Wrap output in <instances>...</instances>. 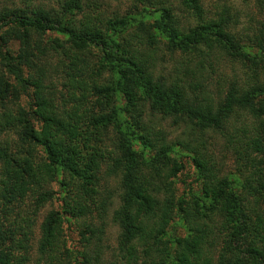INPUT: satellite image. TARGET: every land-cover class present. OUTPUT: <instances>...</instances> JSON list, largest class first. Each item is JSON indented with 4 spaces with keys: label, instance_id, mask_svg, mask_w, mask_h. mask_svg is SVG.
<instances>
[{
    "label": "trees",
    "instance_id": "trees-1",
    "mask_svg": "<svg viewBox=\"0 0 264 264\" xmlns=\"http://www.w3.org/2000/svg\"><path fill=\"white\" fill-rule=\"evenodd\" d=\"M164 1L155 0L152 9L133 5L134 13L104 24L97 0H57L56 10L0 9V64L13 81L1 80L0 100L20 95L31 100L27 110L2 116L15 131L18 147L12 152L0 143V264L29 263L31 216L53 198L47 190L52 182L58 186L59 210L49 211L40 223L36 254L43 264H100L101 248L97 241L91 247L90 237L98 238L102 224L95 228L88 223L78 231L80 252L64 247L61 224L90 220L93 211L104 215L105 199L112 194L97 204L94 196L100 194L99 181L108 177L117 183L110 221L119 234L112 264H264V178L259 157L264 85L251 71L250 84H229L216 106L198 99L196 92V78L202 73L199 60L204 57L224 54L250 62L254 70L258 55L250 56L230 34L227 10L207 19L199 0H178L181 11L193 18L192 25L181 28ZM254 2L264 8V0ZM46 33L55 35L48 40L49 50L61 49L66 55L69 63L63 67L67 66L69 87L78 92V97L69 94L77 103L68 110L62 106L65 101L58 107L44 85L53 72L40 61L48 47L31 43L33 36ZM158 38L170 52L189 56L192 68L181 62L184 80L178 73L171 81L153 75V58L142 54L140 45ZM13 42L18 44L15 53L9 49ZM256 47L264 57V35ZM91 49L100 56L97 71L105 68L111 75L104 86L87 79ZM191 59H196V67ZM91 92L103 99L118 97L122 105L103 113L107 104L95 100L98 112L83 108ZM145 106L181 122L190 135L211 131L228 141L231 119L249 116L250 121L244 118L240 127L232 128L238 140L233 151L235 176L219 177L214 164L196 149L189 161L198 189L187 198L175 197L168 178L182 170L181 154L146 128L141 118ZM167 226L170 231L165 232ZM176 227L182 229L181 236L175 234Z\"/></svg>",
    "mask_w": 264,
    "mask_h": 264
},
{
    "label": "rangeland",
    "instance_id": "rangeland-1",
    "mask_svg": "<svg viewBox=\"0 0 264 264\" xmlns=\"http://www.w3.org/2000/svg\"><path fill=\"white\" fill-rule=\"evenodd\" d=\"M164 1V0H160ZM57 0H0V9L3 8H28L36 9L42 8L43 10H56L58 5ZM99 19L102 24L107 22L113 17H124L125 15L132 14L135 12L133 5L139 10L142 5L152 9L154 7L155 0H151L148 3H137L134 0H97ZM199 3L203 10V15L205 18H215L221 10H227V14L230 17L229 21V32L234 39L238 42L240 46L245 47V51H248L250 56H257L256 64L253 65L244 60H236V58L228 57L224 54L216 53L209 57H204L199 60L202 65L201 74L196 78L199 83L197 84L196 92L198 93V99L205 98L208 103L213 106L222 100L229 84H235L236 87H240L245 84H250L251 76L254 73L256 75V80L258 83L264 85V57L258 52L256 47L257 40L264 35V8H258L255 5L254 0H199ZM164 4L171 8L174 12L176 18L178 19L179 26L185 28L193 24V18L187 16L178 3V0H165ZM157 6V5H156ZM226 8V9H225ZM80 18V14L76 16ZM133 32V30H129ZM55 38V35L46 33L42 35L33 36V42L38 43L41 46L48 47V40ZM61 43L62 38L59 37ZM143 44L140 45L142 54H151L153 58V75L160 80L171 81L173 76L178 73L182 80L183 76L180 74L183 69L181 62H184V67L192 68V63L189 64V56L185 59L178 52H170L165 45L163 39H156V42L152 44L147 41L142 40ZM61 45H64L63 42ZM9 49L12 53H15L18 49V44L16 42L9 44ZM49 50V47H48ZM51 49L47 51L44 59L41 58V63L49 69H53L50 74V78L44 81V85L51 90L53 94V100L58 105L65 101L62 105L65 110H68L72 105L77 102H73L72 97L78 95L76 89H71L69 87L67 75V66L69 61L66 55L61 49ZM70 51V50H69ZM67 54V53H66ZM86 55V54H85ZM88 66H87V79L91 83L96 85L104 86L108 84L111 80V75L105 68L99 69L100 56L96 49H91L88 56ZM184 58V59H183ZM196 67V59H191ZM260 61V62H258ZM152 64V63H151ZM251 71H254L253 73ZM196 75H198L196 73ZM254 76V75H253ZM0 83L8 81V83L13 84V81L6 75L4 68L0 64ZM186 80V79H185ZM189 81V79H188ZM194 83V82H193ZM31 91V88L29 89ZM78 97V96H77ZM95 100H99L101 104H107L106 107L102 106L105 110L103 113L109 112L108 110L114 106L122 105V100L118 97L111 96L107 99H103L98 96L95 92L87 93L83 108H89L94 112H98L100 106H98ZM31 101L23 95H20L16 100L13 99H1L0 100V143L10 149L12 152L18 147L16 142L15 131L11 130L9 126L4 123L2 119L3 114L10 113L14 114L18 109L27 110V106ZM142 120L146 128L152 132L153 135L160 136L169 146H171L176 152L181 154L179 161L182 164V170H180L174 178H168L170 183L171 191L175 197L187 198L189 192H196L198 185L195 182V176L191 163L189 161V156L196 149L202 152L206 158L214 164L216 170H218L219 177H226L231 179L235 176L236 163L235 155L233 154L234 149L238 146V140L233 133L235 130L232 128H238L242 124V120L250 121V117L247 115L241 116V118L231 119L230 124H228V141L224 135L220 133H214L211 131L204 132L203 135L194 133L189 134V130L184 127L179 121H175L172 118L161 117L153 112H151L147 106L143 109ZM192 134V133H191ZM182 145H184L182 147ZM262 152L259 157L262 161L261 169L262 176L264 178V141L261 142ZM35 153L37 156H41V151L39 148L35 147ZM170 156L174 155L170 153ZM103 168L100 170L102 174ZM99 173V174H100ZM105 172H103L104 174ZM102 174V175H103ZM105 177V175H104ZM60 179V176L57 177ZM103 179V177L101 178ZM100 194L94 196L96 198L95 204L100 199H105L107 193L111 197L105 199L104 205V215L98 216L96 211L92 212V217L90 220L87 218H79L77 220H69V223L64 221L61 224V239H63L64 247L71 249L72 251H82L80 238L78 236V231L82 229L85 224L91 223L93 227L97 228L102 224L101 232L98 238L90 237V245L97 241V244L101 248L100 254V264H109L113 262L114 256L117 253V239H118V228L110 221V214L112 210L116 208V190L117 183L114 177L105 178L103 181H99ZM156 183H159L157 180ZM159 186H161L159 184ZM162 188V186L160 187ZM47 190H50L53 194V198L50 201L45 202L38 210L31 216L32 227H31V249L30 258L28 264H43V261L39 259L35 252L36 242L38 240V227L42 222L44 216L49 211L59 210V201L55 198L58 197V186L55 182L50 183L47 186ZM163 192L162 190L160 191ZM25 207H22L24 209ZM100 213V211H98ZM85 220V221H81ZM172 224V223H169ZM171 226L165 228L166 231H170ZM175 234L181 236L183 234L182 229L176 227ZM86 237H88L86 235ZM167 237H162L161 240L166 242ZM164 242V243H165ZM159 247V244L157 245ZM87 248V247H86ZM139 252V249H138ZM140 255V253H138ZM112 264V263H111Z\"/></svg>",
    "mask_w": 264,
    "mask_h": 264
}]
</instances>
